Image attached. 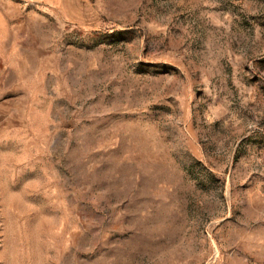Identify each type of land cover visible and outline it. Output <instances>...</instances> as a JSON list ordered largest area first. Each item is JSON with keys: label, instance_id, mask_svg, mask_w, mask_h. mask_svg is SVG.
<instances>
[{"label": "rangeland", "instance_id": "374dc122", "mask_svg": "<svg viewBox=\"0 0 264 264\" xmlns=\"http://www.w3.org/2000/svg\"><path fill=\"white\" fill-rule=\"evenodd\" d=\"M0 264H264V0H0Z\"/></svg>", "mask_w": 264, "mask_h": 264}]
</instances>
